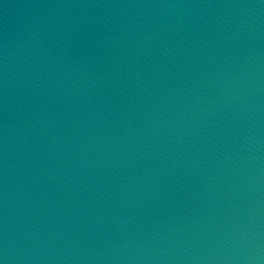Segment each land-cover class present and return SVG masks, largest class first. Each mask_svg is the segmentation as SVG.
I'll return each instance as SVG.
<instances>
[{"label":"water","instance_id":"water-1","mask_svg":"<svg viewBox=\"0 0 264 264\" xmlns=\"http://www.w3.org/2000/svg\"><path fill=\"white\" fill-rule=\"evenodd\" d=\"M0 264H264V0H0Z\"/></svg>","mask_w":264,"mask_h":264}]
</instances>
